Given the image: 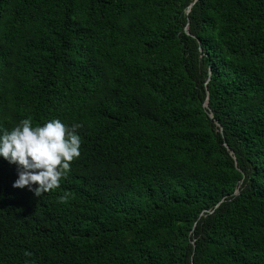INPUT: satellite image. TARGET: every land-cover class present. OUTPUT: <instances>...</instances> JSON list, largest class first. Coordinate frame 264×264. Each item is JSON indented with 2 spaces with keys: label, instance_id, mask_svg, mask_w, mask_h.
I'll use <instances>...</instances> for the list:
<instances>
[{
  "label": "trees",
  "instance_id": "16d2710c",
  "mask_svg": "<svg viewBox=\"0 0 264 264\" xmlns=\"http://www.w3.org/2000/svg\"><path fill=\"white\" fill-rule=\"evenodd\" d=\"M24 118L80 155L38 196L0 158V264H264V0H0Z\"/></svg>",
  "mask_w": 264,
  "mask_h": 264
},
{
  "label": "clouds",
  "instance_id": "9594fccd",
  "mask_svg": "<svg viewBox=\"0 0 264 264\" xmlns=\"http://www.w3.org/2000/svg\"><path fill=\"white\" fill-rule=\"evenodd\" d=\"M79 127L58 118L33 126L24 118L11 130L0 129V158L17 170L13 187L27 186L36 196L59 187L61 178L71 170V162L80 155Z\"/></svg>",
  "mask_w": 264,
  "mask_h": 264
},
{
  "label": "water",
  "instance_id": "95a60500",
  "mask_svg": "<svg viewBox=\"0 0 264 264\" xmlns=\"http://www.w3.org/2000/svg\"><path fill=\"white\" fill-rule=\"evenodd\" d=\"M193 4V2L188 6V8H187V12H189V10H190V7H191V5ZM207 99H206V101H205V103H204V106H207ZM211 116H212V114H211ZM219 125V124H218ZM231 152H232V150H231ZM235 192H238V190H236Z\"/></svg>",
  "mask_w": 264,
  "mask_h": 264
}]
</instances>
